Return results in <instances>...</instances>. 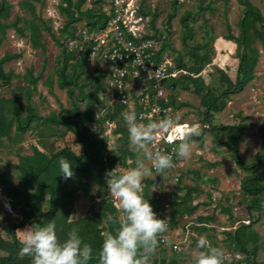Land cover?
I'll list each match as a JSON object with an SVG mask.
<instances>
[{
  "label": "rangeland",
  "instance_id": "obj_1",
  "mask_svg": "<svg viewBox=\"0 0 264 264\" xmlns=\"http://www.w3.org/2000/svg\"><path fill=\"white\" fill-rule=\"evenodd\" d=\"M8 1L12 8L6 23L13 21L16 16L26 20L32 18L29 13L19 8L21 0ZM61 1L43 0L42 6L40 3H34L35 14L51 28L58 38H60L59 31L66 20L59 9ZM172 1H145V6L157 15L154 26L161 32V44L165 46L164 53L174 61L180 57L183 63H190L188 51L182 41L185 34H183L180 23V18L185 15L184 13L190 12L191 18L187 21L186 44L192 47L205 43L206 47L211 49V62L203 68L202 76L199 77L212 87L213 95H216L228 85L219 71H223L231 82L235 79L238 65L237 45L226 38L229 33L235 38L239 36V22L243 16V6L239 5L237 0H195L185 6L179 5L168 26L166 22L173 11ZM248 1L257 7L264 17V0ZM88 2L83 9L97 8V5ZM147 19L149 33H152L149 15ZM83 24V21L78 22L76 27H81ZM17 26L21 27L22 23L20 22ZM258 27L259 25L256 24V28ZM41 31L45 47L44 54L41 50L32 48L27 31H25V36H20L14 28L6 30L5 39L0 45V59L4 54L18 55V58L7 61L2 66L4 73L11 71L15 76L7 85L0 81L2 84L0 98L15 97L23 106L22 116L26 115L28 107L34 108L40 117H45L51 112L57 113L71 109L65 90L59 89L56 84L55 63L60 49L46 31ZM253 46L258 50L254 78L246 84L242 91L228 94L224 110L213 115V124L216 126L244 123L243 140L238 145V149L240 157L246 164L251 163L252 159L264 148V48L257 38L254 39ZM30 69L33 71V76L38 77L35 86H28L23 80V76ZM102 69V64H95V62L86 64L85 73L80 76V81L88 85L87 90L93 89L94 78ZM100 85H102L100 99L105 108L96 107L95 114L96 117H102L104 120L100 125H89L88 129L89 132L101 130L102 137L107 143V150L112 151L121 144L118 142L120 135L114 134V131L116 128L125 126L120 121L123 112L115 114L114 118L109 120L112 116L111 110H115L116 108L113 107L116 105L108 98L106 80L101 81ZM26 92L30 93V103H27ZM173 97L178 104H186L178 108V115L181 120L198 125L196 134H194L197 135L201 128V112L204 110L200 106L199 97L191 91H175ZM79 107L83 111L85 102H80ZM224 141V135L215 136L209 130L204 133L201 140H193L190 158L183 159L180 185L184 194H190V205L196 206V210L179 221L177 231L180 236L176 240L180 242L181 250L168 255L156 248L150 253L148 264H151L154 255L157 259L168 257L169 260H175L177 264H195L198 252L202 250L197 248V241L201 236H205L211 246L223 250V264H250L251 260L264 263V212L248 211L246 205L250 197L245 195L241 189V180L245 173L233 161L230 152L223 144ZM34 147L46 154L63 147L70 148L76 154L80 153V144L72 134L67 133L61 136L57 127L36 124L33 130H28L15 142L2 140L0 172H6L17 183V172L10 168L9 164H16L20 155L32 154ZM127 147L134 157L127 160L126 167H132L139 150L131 144L130 140ZM105 154L106 152L103 151L102 155ZM147 180H153V178H146L144 186ZM165 180L168 182L169 179ZM92 187L94 193L96 187L94 185ZM151 193L152 187L149 189V195ZM82 195L81 193L73 204L70 220L83 217L91 205L90 199ZM107 195L118 209V217L123 218L122 210L118 208L116 201L108 191ZM7 201L8 198L0 189V235L4 238L7 237L3 231L4 228L19 219L16 213L7 208ZM243 224L249 226V231L257 235L254 243L248 241L247 250L249 252L246 254L239 252L228 235L233 234ZM16 235L19 239L18 231ZM1 255H3L2 252H0Z\"/></svg>",
  "mask_w": 264,
  "mask_h": 264
},
{
  "label": "trees",
  "instance_id": "obj_2",
  "mask_svg": "<svg viewBox=\"0 0 264 264\" xmlns=\"http://www.w3.org/2000/svg\"><path fill=\"white\" fill-rule=\"evenodd\" d=\"M87 2L97 5V8L83 9ZM237 2L243 6V16L239 22L240 34L235 38L229 33L226 38L228 41H234L237 45L238 65L234 81L231 82L223 71H219L224 82H227L228 85L216 95H213L212 87L206 84L201 77L194 78L185 75L171 84L173 93L175 91H191L199 97L200 106L204 109L201 112V128L197 135L191 137V140H201L207 130L215 136H225L224 146L230 152L238 168L245 173L241 180V189L245 195L250 197L246 207L249 212L260 213L264 212V148L252 159L251 163L246 164L240 157L238 149V145L243 140L244 123L225 126L213 124V115L224 110L228 94L242 91L246 84L254 78V69L258 60V50L253 46L254 39H259L264 48V17L259 9L248 0H237ZM34 3H40L42 6L43 0H21L19 3V8L31 15L30 20L16 16L13 21L6 23V19L10 17L12 5L8 0H0V45L5 39L6 30L14 28L20 36H25V31H27L32 48L41 50L44 54L45 47L41 30L46 31L60 49L55 63L56 84L59 89L65 90L71 109L57 113L51 112L45 117H40L34 108L28 107L26 115L22 116L23 106L15 97L0 98V145H2V140H7L10 143L15 142L25 132L33 130L36 124H42L47 127L59 128L61 136L67 133L75 136L76 141L80 144V153L76 154L70 148L63 147L46 154L34 147L32 154L20 155L16 164H9V167L17 172V183L6 172H0V189L9 200L11 211L16 213L19 218L18 221L4 228L6 238L0 235V252L3 253L0 256V264H31L30 257L19 254L21 245L16 231L31 223H46L52 219L56 222L57 235L60 239L65 238L66 234L75 228L84 242L90 244L94 250H98L103 239L118 227L117 223L109 220V217L115 221L123 219L118 217V209L107 195L105 173L116 164L126 167L127 160L134 157L127 147L129 137L126 126L115 129L114 134L120 135L118 142L121 144L112 151L107 150V143L102 137L101 130L89 132V125H100L104 120L102 117H96L95 109L96 107L105 108L100 99L102 90L100 83L105 80V74L102 71L97 72L93 89L87 90L88 85L80 81V76L85 73L88 56L69 52L65 47L67 39L74 36L77 29L76 23L83 21L89 31H97L106 25L108 17L102 12L105 0H62L59 9L66 20L59 31L60 38L56 37L51 28L35 14ZM172 5L173 11L166 22L168 26L170 19L179 7L177 0H173ZM141 11L143 15L150 16L149 22L153 30V37L161 39V32L154 26L156 13L146 7L145 2ZM184 14L180 18L183 34H185L182 41L188 51L190 63H183L180 57H177L174 62L178 68L196 75L211 62V49L207 48L205 43L204 45L200 43L192 47L187 46V21L191 18V13L185 12ZM20 22L22 26L18 27ZM256 24L259 25L258 28H256ZM164 49L165 46L162 45L161 52ZM14 58H18V55L4 54L0 59V81L3 84H9L11 78L15 76L11 71L4 73L2 68L5 62ZM23 80L27 82L28 86H35L38 77L33 76V71L30 69L23 76ZM49 84L51 85V83ZM25 96L27 103H30V93L26 92ZM80 102H85L83 111L80 110ZM172 104L176 108L186 106V104H178L173 96ZM113 108L116 109L111 110L112 116L109 120L113 119L115 114L126 111L122 106ZM120 121L124 124L122 117ZM103 151L106 152L105 155H102ZM60 156H64L72 162L74 172L72 178L64 179L60 175L58 166ZM162 181V176L157 175L156 180H147L143 189V195L149 199L153 210L154 203L149 195V189L161 184ZM93 185L96 187L94 193ZM81 193L83 197L90 199L91 205L83 217L70 220L73 204ZM195 210L196 206L190 205V194L185 193L181 204L172 207L170 229L179 228V221ZM228 235L239 252L244 254L249 252L247 250L248 241L254 243L257 238L256 233L249 231V226L245 224L236 229L233 234ZM157 248L159 251L165 252L160 244ZM142 254L145 255L144 252ZM157 263L166 264L165 258L157 259L154 255L151 264ZM249 263L264 264L254 260ZM89 264H98V261L93 259L89 261ZM168 264L177 263L175 260H169Z\"/></svg>",
  "mask_w": 264,
  "mask_h": 264
},
{
  "label": "clouds",
  "instance_id": "obj_3",
  "mask_svg": "<svg viewBox=\"0 0 264 264\" xmlns=\"http://www.w3.org/2000/svg\"><path fill=\"white\" fill-rule=\"evenodd\" d=\"M152 111L159 109L154 107ZM122 118L129 140L139 153L134 166L118 164L107 170L105 183L108 193L123 211V219L115 221L109 217L118 227L103 239L98 250L84 242L75 228L60 239L54 219L26 225L17 230L20 233L19 254L30 257L31 264H89L93 259L98 264H148L149 257L142 253H152L162 240L167 241V237L162 235L168 227L167 218L158 217L149 199L144 197V181L148 177L154 180V173L173 167V155L190 158L191 137L196 134L197 126L181 124L171 115L142 122L132 110L124 111ZM161 134L173 143L172 153L151 147ZM58 166L64 179L73 177L69 159L60 156ZM197 248L202 250L198 252L195 264H223V250L211 246L205 236L199 238Z\"/></svg>",
  "mask_w": 264,
  "mask_h": 264
},
{
  "label": "built area",
  "instance_id": "obj_4",
  "mask_svg": "<svg viewBox=\"0 0 264 264\" xmlns=\"http://www.w3.org/2000/svg\"><path fill=\"white\" fill-rule=\"evenodd\" d=\"M145 1L105 0L102 12L108 17L106 25L97 31H89L83 24L73 37L67 39L65 47L77 55H87L88 62L102 64L111 103L124 107L126 111H135L142 122L171 115L181 124L194 125L180 119L178 108L172 104L171 83L185 75L197 78L202 76L201 72L189 74L178 68L173 58L161 52L162 39L149 33L148 16L141 11ZM193 1L177 0V4L185 6ZM154 107L159 111L153 112ZM151 147L173 152V143L164 134L157 136ZM183 159L173 155V167L154 173L155 178L161 175L163 181L152 187L150 195L154 212L160 218H167L168 227L163 234L167 241L162 240L159 244L168 255L181 250L180 242L176 240L180 233L177 229H170V220L172 207L181 204L184 196L180 185ZM6 206L10 210L9 200ZM168 262L167 257L165 263Z\"/></svg>",
  "mask_w": 264,
  "mask_h": 264
},
{
  "label": "crops",
  "instance_id": "obj_5",
  "mask_svg": "<svg viewBox=\"0 0 264 264\" xmlns=\"http://www.w3.org/2000/svg\"><path fill=\"white\" fill-rule=\"evenodd\" d=\"M144 254H145L146 256H148V255H149V253H148V252H144Z\"/></svg>",
  "mask_w": 264,
  "mask_h": 264
}]
</instances>
